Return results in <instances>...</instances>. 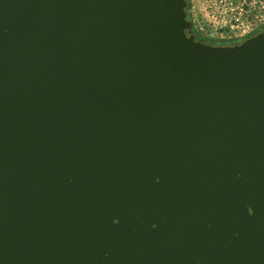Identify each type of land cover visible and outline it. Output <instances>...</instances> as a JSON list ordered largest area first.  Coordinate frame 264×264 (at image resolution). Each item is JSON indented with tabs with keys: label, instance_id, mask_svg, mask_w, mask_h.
<instances>
[{
	"label": "water",
	"instance_id": "1",
	"mask_svg": "<svg viewBox=\"0 0 264 264\" xmlns=\"http://www.w3.org/2000/svg\"><path fill=\"white\" fill-rule=\"evenodd\" d=\"M186 0H0V264H264V28Z\"/></svg>",
	"mask_w": 264,
	"mask_h": 264
},
{
	"label": "rangeland",
	"instance_id": "2",
	"mask_svg": "<svg viewBox=\"0 0 264 264\" xmlns=\"http://www.w3.org/2000/svg\"><path fill=\"white\" fill-rule=\"evenodd\" d=\"M242 1L244 3L240 5ZM252 3L253 0H186V8L188 18L192 22V28L198 30L201 34L210 38H245L253 30L254 26L260 22L259 20L252 19L250 13ZM239 5L241 8H238ZM222 9L226 10L227 15L225 17L227 19L232 14L238 16V28L230 29L228 26L226 28H214L211 26L207 17L210 18V14L218 16V13ZM261 13L262 15L264 14L263 8Z\"/></svg>",
	"mask_w": 264,
	"mask_h": 264
},
{
	"label": "built area",
	"instance_id": "3",
	"mask_svg": "<svg viewBox=\"0 0 264 264\" xmlns=\"http://www.w3.org/2000/svg\"><path fill=\"white\" fill-rule=\"evenodd\" d=\"M229 3H231V1H229ZM241 3H244V1L240 2V5H242ZM262 7L264 8V3H261ZM235 6L238 8H241V6ZM231 12V11H230ZM227 15V12L225 9H222V11H220L218 13V16H215L214 14H210V18L207 17V20L211 23V26H213L214 28H226L227 26L230 29H234V28H238L239 25V18L238 16L235 15H231V17H229L228 19L225 17ZM243 31V29H241Z\"/></svg>",
	"mask_w": 264,
	"mask_h": 264
},
{
	"label": "flooded vegetation",
	"instance_id": "4",
	"mask_svg": "<svg viewBox=\"0 0 264 264\" xmlns=\"http://www.w3.org/2000/svg\"><path fill=\"white\" fill-rule=\"evenodd\" d=\"M264 3V0H253V3L251 4V9H250V13L252 16V19L254 20H259L260 22L258 23V25L254 26L253 30L248 34H254L258 31H260L261 29L264 28V14L262 15L261 11H262V4ZM264 10V8H263ZM186 18H188V14L186 13ZM234 42V41H232Z\"/></svg>",
	"mask_w": 264,
	"mask_h": 264
},
{
	"label": "trees",
	"instance_id": "5",
	"mask_svg": "<svg viewBox=\"0 0 264 264\" xmlns=\"http://www.w3.org/2000/svg\"><path fill=\"white\" fill-rule=\"evenodd\" d=\"M194 34L196 35V38L204 41V42H211V43H221V42H228V41H239L241 38L244 37H239V38H210L209 36L201 34L198 30L193 29Z\"/></svg>",
	"mask_w": 264,
	"mask_h": 264
}]
</instances>
